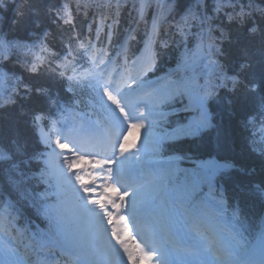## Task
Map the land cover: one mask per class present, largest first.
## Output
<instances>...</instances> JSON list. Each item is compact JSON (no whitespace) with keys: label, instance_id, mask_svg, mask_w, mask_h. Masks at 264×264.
<instances>
[{"label":"snow or ice","instance_id":"6c2138e0","mask_svg":"<svg viewBox=\"0 0 264 264\" xmlns=\"http://www.w3.org/2000/svg\"><path fill=\"white\" fill-rule=\"evenodd\" d=\"M0 85V264H264V0H0Z\"/></svg>","mask_w":264,"mask_h":264},{"label":"trees","instance_id":"16d2710c","mask_svg":"<svg viewBox=\"0 0 264 264\" xmlns=\"http://www.w3.org/2000/svg\"><path fill=\"white\" fill-rule=\"evenodd\" d=\"M6 15H7V17L11 18V16H12L11 6H10L9 11L7 12ZM232 36H233V39L238 38L241 42H247V38L245 36L244 30H242V29L236 30L235 28H233ZM258 44H259V41L257 40L256 45L258 46ZM160 65L164 71H168L170 68H174L175 62L172 59L171 54L163 55L161 57V60H160ZM5 87H7V85H5ZM58 91H60L58 88H54V92H58ZM60 94H61V96H64L63 92H61ZM189 115H195V113L193 112V113L189 114V113L180 112L177 116L171 117V119L183 120L185 117H187ZM221 115H223V114L221 113ZM221 115L217 116V120H220ZM13 118H14V113L5 114L3 117H0V123L7 125L9 122H11V120ZM225 122H226V119H225ZM176 147L181 152L192 156L194 159L199 158V159L208 160V159L216 158V156H217L213 147L211 146V141H210L209 136H205L203 140L189 138V139H186L183 142L179 143ZM220 155H223V153H221ZM254 163L257 165V168H258L259 167V161H254ZM181 166L183 167V166H187V165L182 164ZM257 179H259V177H257ZM246 211H247V215L251 217L253 214L260 211V204L258 202L250 203L248 205Z\"/></svg>","mask_w":264,"mask_h":264},{"label":"rangeland","instance_id":"374dc122","mask_svg":"<svg viewBox=\"0 0 264 264\" xmlns=\"http://www.w3.org/2000/svg\"><path fill=\"white\" fill-rule=\"evenodd\" d=\"M0 87H3V85H0ZM143 264H144V262H143Z\"/></svg>","mask_w":264,"mask_h":264}]
</instances>
